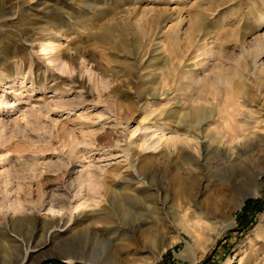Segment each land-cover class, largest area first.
<instances>
[{
    "label": "rangeland",
    "instance_id": "1",
    "mask_svg": "<svg viewBox=\"0 0 264 264\" xmlns=\"http://www.w3.org/2000/svg\"><path fill=\"white\" fill-rule=\"evenodd\" d=\"M63 246L264 264V0H0V264Z\"/></svg>",
    "mask_w": 264,
    "mask_h": 264
},
{
    "label": "bare ground",
    "instance_id": "2",
    "mask_svg": "<svg viewBox=\"0 0 264 264\" xmlns=\"http://www.w3.org/2000/svg\"><path fill=\"white\" fill-rule=\"evenodd\" d=\"M159 31V34L161 33L160 32V30H158ZM158 33V32H157ZM156 33V34H157ZM158 35V34H157ZM161 35V34H160ZM46 43H45V45L42 47V51L43 52H46V51H48V49H51V50H53V48L55 47V42H53V41H51V40H47L46 39V41H45ZM199 121H198V123H197V130H199L200 131V128H201V124H202V122H203V120H205L204 118H201V117H199V119H198ZM207 120V119H206ZM209 120H210V118H209ZM159 130V129H158ZM137 132H139L140 133V135H141V138H142V140L144 139H146V138H151V137H153L152 136V134H150V133H147V132H149L148 131V128H143L142 126H137V129L133 132V133H137ZM212 132V131H211ZM132 133V134H133ZM163 133V132H162ZM213 136H212V139H217V135L214 133V134H212ZM151 136V137H150ZM156 136V135H155ZM154 136V137H155ZM158 136H156V138H157ZM199 138V137H198ZM163 136H161V137H158L155 141H156V143L155 144H159V143H161V142H163ZM145 141H142V143H144ZM147 144V143H146ZM145 143H144V145H145V147L147 146ZM88 186V185H87ZM88 188H90L89 186H88ZM93 193V192H92ZM95 193V192H94ZM247 194H248V196L250 197H254V196H256L258 193H259V190H258V187H257V181H254V183L251 185V187L247 190V192H246ZM90 194V193H89ZM76 196V195H75ZM96 196V195H95ZM95 196H86V197H84V198H79V202H81L80 204H79V206L77 207V208H87V207H92V206H94V207H96L97 206V204H98V202H97V200H96V197ZM247 196V195H246ZM78 197V196H77ZM78 200V199H77ZM245 200V196H243L242 197V199L240 200V204L242 203V201H244ZM9 202V201H8ZM238 203V202H237ZM78 205V204H77ZM8 209H10V210H12V211H15V210H20L21 209V205H20V203H16V204H8V207H7ZM74 208V207H73ZM75 211V210H74ZM48 212L50 213H52L53 211H52V209H49L48 210ZM85 231L86 232H88V233H90V234H92V235H97L98 236V233L100 232V230L99 229H96V228H94V227H86V229H85ZM217 234H218V232L212 237L213 239H215L216 238V236H217ZM168 247H170V244H165L164 242H162V243H160L159 245H157L156 246V248H155V252H154V258H153V261L155 260V259H157L158 257H160L162 254H163V252L165 251V249H167ZM54 248V247H53ZM80 251V250H79ZM49 252V251H48ZM52 255L53 256H57V257H59V258H61V259H63L64 261H67V262H70V263H72V262H75V261H81V262H87L88 264L90 263V264H98L99 262H98V258L96 259L95 257H93L92 255H90V256H86V255H82V254H78V252L77 251H74L73 249H71V248H67V247H55V249H54V252L52 253Z\"/></svg>",
    "mask_w": 264,
    "mask_h": 264
},
{
    "label": "trees",
    "instance_id": "3",
    "mask_svg": "<svg viewBox=\"0 0 264 264\" xmlns=\"http://www.w3.org/2000/svg\"><path fill=\"white\" fill-rule=\"evenodd\" d=\"M250 202H247V204H249Z\"/></svg>",
    "mask_w": 264,
    "mask_h": 264
}]
</instances>
